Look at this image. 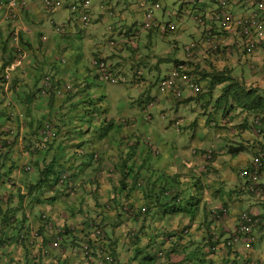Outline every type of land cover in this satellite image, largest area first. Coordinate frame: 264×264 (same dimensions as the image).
Segmentation results:
<instances>
[{
	"label": "trees",
	"instance_id": "16d2710c",
	"mask_svg": "<svg viewBox=\"0 0 264 264\" xmlns=\"http://www.w3.org/2000/svg\"><path fill=\"white\" fill-rule=\"evenodd\" d=\"M212 1L220 6L210 10L212 20L206 17L200 25L204 26L202 41L211 39L212 45L208 46L209 43L206 45L205 42L203 46L196 44V48H191V44H188L185 46L186 55L188 49L194 54L197 52L191 60L187 56L185 59L171 60L163 55L150 71L166 62L172 63L169 71L183 66L182 73L190 77L198 91L180 103L186 104L193 99L201 106L203 117L200 116L201 120L195 118L179 122L176 128L178 135L190 132L192 138H198L195 132L199 126H203L204 138L197 153L201 163L204 162L202 154H210L208 161L211 163H204L212 166L225 152V156L230 158L229 162H239L236 168L230 169L231 175L244 172L245 175H242L253 186L242 189L239 195L243 192L250 194V197H263L264 84L254 82L257 81L254 73L263 71L264 65L258 71L251 64L252 73L245 72L244 67L248 68L247 64L258 53L264 52V8L259 6L264 0H253L252 3L249 0ZM80 2L78 7L81 8L86 0ZM227 3L239 7L248 5L252 7L250 15L258 11L262 20L260 28L248 29L249 34L244 33L241 26L234 27L232 46L225 45L224 41L220 43L219 36H229V27L234 26L235 20L250 18V15L236 17L223 6ZM74 4L77 2L71 6ZM25 8L26 4L21 8L22 13ZM110 12L113 13V10ZM224 12L232 15L233 25L222 24L221 17L216 19ZM108 29L113 32L118 30L116 25ZM152 30L160 31L152 27L148 34ZM122 34L116 33L110 39V54L113 53L118 59L117 56H124L122 51L126 55L140 53L141 45H131V39H122ZM26 35L19 27L0 28V264H59L57 254L62 253L66 256L75 254L86 264H260L251 253L250 256H242L228 245L234 232L229 230L226 219L225 223L208 222V215L214 207L209 208L210 202L205 199L207 193H213L218 183H224L219 168L213 169V176L207 180L208 186L201 178L182 185L179 183L182 176L179 170L176 173L150 174L143 172L142 167L135 168L136 162L130 164L133 145L125 149L126 144L122 145L121 142L115 145L118 154H109L111 159L107 158V162L100 160L93 153V148L87 146L91 142L89 139L77 140V130L72 127L68 113L63 111L70 101V106L78 110L73 118H79L78 105L85 103V96L80 97L82 101L79 103L74 102L77 96L65 95L64 92L59 95L56 89L64 88L62 81L58 80L59 77L52 80L46 75L49 89L46 95L49 97L43 101L40 69L34 63L38 60V54L34 56V62L29 60L25 68L12 73L13 80L8 82L6 90V68L16 61L20 53L13 37H17L20 48L26 50L31 45ZM249 43L255 45L254 52L248 50ZM128 46L130 49H127ZM102 54L99 52L97 55L100 57ZM201 58L206 67L201 66ZM57 59L69 60L65 57ZM141 63L136 65L135 70L133 67L130 70H134V76L140 75L141 80L149 84V68ZM207 94L209 98L203 99ZM57 95L60 98L58 101ZM85 100L91 102L90 98ZM45 102L57 109V115L49 116L47 113L40 119L34 110L37 111L38 106ZM147 105L161 110L154 105L150 95ZM162 118L166 117L163 115ZM101 125L109 130L105 140L112 143L110 135L117 133L116 125L111 120H104ZM121 133L123 141H131L133 132ZM64 138L68 139L65 143ZM217 141L222 144L218 150L213 147ZM19 142L24 144V152L30 158L29 166L35 168L37 177L32 182H24L22 185L26 187L18 188L14 193L18 182L28 180L24 167L18 163L13 151ZM223 143L229 150L222 151ZM67 144L71 145L73 153L65 159L67 152L64 148ZM36 147L37 157L33 153ZM215 147L218 145L215 144ZM121 148L124 153H121ZM154 152L158 153L159 150L156 148ZM240 160L245 165H241ZM200 170V164H193L192 171H197L201 176L203 172ZM142 180L147 183H140ZM218 190L216 188L214 193ZM227 193L228 196L232 194L231 191ZM8 194L9 198L5 200ZM218 200L228 205L231 197H218ZM57 205L66 208H57ZM55 207L56 212L53 211ZM228 213L232 214V209ZM243 213V209L238 210V217ZM65 214L70 216L69 220L65 219ZM30 216L34 217V223H30ZM201 218H204V224L200 222ZM221 219L224 220V217ZM260 221L264 223V216H260ZM240 233L243 232L240 230ZM44 259L46 262H43Z\"/></svg>",
	"mask_w": 264,
	"mask_h": 264
},
{
	"label": "rangeland",
	"instance_id": "374dc122",
	"mask_svg": "<svg viewBox=\"0 0 264 264\" xmlns=\"http://www.w3.org/2000/svg\"><path fill=\"white\" fill-rule=\"evenodd\" d=\"M24 1L27 6L33 5V8H35L33 11L36 13L34 17L36 23L27 22V27L35 31L34 37L30 38V40L38 41L35 33L38 30H43L45 33L43 35L47 38L43 42L47 41L50 43V47L55 48L50 49V52H53L47 54L49 61H47L46 55H42L40 52H38V60L36 62L33 61L36 67L40 69V87L43 101L49 97L44 94L45 91L49 90L47 88L48 82L46 79L48 77L46 75L52 77V80H54V77H61L63 85L67 83L76 85L81 78L84 83L90 86L87 97H83L85 103L80 104V106L78 105V109L80 110L79 118H73L78 110L69 106L70 104L63 109L65 113H68L67 117L71 119L72 127L77 130V140L89 139L91 142L87 146L93 148V153L97 154L100 160L107 162V158L108 160L111 159L109 158V153L116 151L115 154L113 153V156L118 154L115 145H119L122 142V145L126 144L125 149H127L133 143L130 140H128L130 143L123 141L121 132H133L135 135L133 140L137 141L141 138L140 145L143 147L141 148L138 145L131 147L133 155L130 164L136 162L135 168L142 167L143 172H149L150 174L152 172L158 174L159 172H175L179 170L182 173L181 179L184 185H188L192 179L194 181H196V178L202 179V176L197 171H192L194 157L189 147L193 144V141H191L193 134L188 132L185 135H178L177 130L170 124V119L174 117L183 118L185 121L195 120V118L201 120L200 116L203 117L201 115V106L193 99L186 104L183 103L181 105L182 110L179 111H176V109H168L166 111V108L162 111L152 108V105L148 106L149 95L153 98V90L158 89L161 79L169 74L170 71L168 69L172 67V63H161L160 66L151 71L150 68L156 66L159 62V57L163 55L172 58L171 60L185 59V46L188 44L200 41L203 46L202 31L204 30V26L198 24L195 14L208 15L213 7H219L220 4L212 0H121L123 5H125L124 7L127 6L128 9L124 14H121V18L123 16L124 20L122 22L124 24L123 27L113 32L108 29L110 26H113L111 17L105 15L106 19H99L104 16L103 12L97 8L100 0H91L88 9L93 20L92 23L94 22L91 27L92 23L85 26L80 20L79 15L74 14L70 9V5L75 2H77L75 5H81L80 0H60L64 6L57 10H47V4L43 0ZM123 5L119 9L120 11L123 9ZM223 6L236 17H248L252 10V7L248 5L239 7L227 3L223 4ZM90 10H92V13ZM146 11L153 12L154 18L162 23H175L177 30L167 36L161 35L160 31L156 30H152L150 34H147L148 31L143 28L144 13ZM262 12L264 11L262 10ZM99 13L101 16H99ZM13 20L9 19L8 21L12 22ZM17 22L19 21H13V25H17ZM119 32L123 33L121 35L122 39H131V45L134 46L135 41L141 44V51L138 55L144 60L141 65L145 63V65L147 64L146 68H149L147 70V78L150 80L149 89L139 87L130 81L132 79L130 71L124 73V79L118 84L105 82L96 77L98 66L94 62L95 55H93V52H97L96 46L106 44L104 50L110 54V39ZM136 34L138 35L136 36ZM27 35L25 36L26 38H28ZM124 36L126 38H123ZM40 38L42 39V35ZM132 39L134 40L132 41ZM226 42L231 43L228 40ZM203 48L205 50V46ZM30 53L31 50L27 52L29 56L28 60L31 59ZM61 53L62 56H60ZM59 57H65L69 60L57 59ZM201 66H207L204 60H202ZM245 69H248L246 66L244 67V71L249 72V69ZM254 74L257 76V81L254 82L258 85L264 84V76L261 73ZM32 75H34V70L32 71ZM189 95L190 92H186L184 99L188 98ZM56 97L57 101L60 100L58 95ZM161 97H163L162 104L165 106L167 100L164 98V95H161ZM87 98L91 99L90 103L85 100ZM208 98L209 94L205 95L203 99ZM153 99L154 105L161 108L159 99ZM39 100L42 101L41 98ZM77 101L80 103L82 100L78 97L74 102ZM34 111L36 112V117L40 119H42L43 115L46 116L47 113L49 116L57 115V109L47 105L46 102L41 103L37 111ZM163 112L166 114L165 119L162 118ZM104 120H111L118 130L117 133L114 132L110 135L112 143L109 145L105 140V137L109 134V130L101 125V122ZM203 129V126H199L195 132L199 138V143L204 138L205 131ZM220 145L222 146V144ZM223 146V152L229 150L226 149L225 143H223ZM234 146L237 147V145ZM153 147L157 148L159 152H153L151 150ZM120 150L121 153H124L122 148ZM64 151L67 152L65 159L73 153L70 144H67ZM223 155H225V152ZM21 161L24 163L25 159L23 158ZM96 161L98 160L96 159ZM227 164L230 169H233L239 165V162L235 161L230 165L229 163ZM240 164L245 165V162L240 160ZM227 170L228 168H225V172ZM140 177L142 176L140 175ZM203 180H206V177H203ZM216 188L223 193L224 199L229 198L225 183H218ZM261 243L264 244V240Z\"/></svg>",
	"mask_w": 264,
	"mask_h": 264
},
{
	"label": "clouds",
	"instance_id": "9594fccd",
	"mask_svg": "<svg viewBox=\"0 0 264 264\" xmlns=\"http://www.w3.org/2000/svg\"><path fill=\"white\" fill-rule=\"evenodd\" d=\"M0 1H1L0 2V11L2 13L3 19L6 22H8L9 19L5 18V9L1 5V3L4 0H0ZM43 1L45 2L46 0H43ZM143 1H146V0H143ZM57 2H58V4L55 5L54 8H49V9L47 8V10H57V9H60L64 6V4L60 0H57ZM25 4H26V2H25ZM90 4H91V0H89V7H90ZM71 5H70V9L73 13H75L72 9L73 6H71ZM111 13L112 12H109V14L111 16H116L117 12L113 10V14H111ZM145 13H144V20H145ZM21 14H23V13L20 10L18 17L15 18L13 21H19V17L21 16ZM78 15L80 16L79 13H78ZM80 20L83 22V20L81 19V16H80ZM156 20H157V22L162 23L158 19H156ZM92 21L93 20H91V22L89 24H91ZM93 23L90 25V27L93 25ZM173 24H175V23H173ZM14 27L18 28V26H14ZM120 28H122V26L118 25L117 29H120ZM143 28H144V25H143ZM19 29L25 33L24 29H21V28H19ZM144 30H146V29H144ZM176 30H177V28H176ZM146 31H149V29ZM166 34L168 35L170 33H166ZM164 35L165 34H163V36ZM221 38L225 42V45H231L232 46L234 43L233 36H227L226 38H224V37H221ZM227 40L230 41L231 43L226 42ZM42 41H45L44 35H42ZM202 42H203V44H205V41H202ZM139 44H140L139 42H137V43H136V41L134 42V45H139ZM192 44H201V43L193 42ZM16 48L19 49V51H20V53L18 54V58L10 66H8L6 68V71H5L6 72V81H7L6 90L9 87L8 82L13 80L12 79V76H13L12 73L16 69L25 68L26 63L30 62L28 60L29 56L27 55V52L29 50H32V49H29L26 47V50H24L23 48H20V40L19 39L16 42ZM106 52L107 51H104L103 54ZM97 54L98 53H96V55H95L94 62L98 66V69H96V77L99 80L118 84V83H121V81L124 79V73L127 71H130L132 74V79H130V81H132L133 83H135L139 87L149 89L150 83L149 84L147 82L144 83L141 80L140 75H137V76L133 75L134 70L137 68L136 65L138 64V66H139V64L141 63V58L138 55L139 53L138 54L135 53V55L134 54H131V55L127 54V56H125V57L117 56L118 59L114 57L113 53L111 55H101L100 57ZM93 55H94V53H93ZM108 61H109V63H108ZM102 64H104V67H102ZM132 67L134 69L133 71L130 70V69H132ZM262 69H263V71H261L260 73L263 75L264 67H262ZM169 74H170V72H169ZM168 75H166L165 77H167ZM163 79H161V81L159 82L158 89L153 90L154 91L153 98L159 99V105L161 107V110H163V111L165 110V108H166V111L168 109H176V111L182 110L181 105L183 103H180V102L184 100V94L186 92H190L189 97H192L194 94L193 89L189 85L182 84L181 82H179L181 85L180 88L182 90V94H181V96H177L175 94V92H173L172 90H162L161 83H162ZM58 80L62 81V78L59 77ZM89 88H90V86L87 85L86 83H84L83 80L80 78V81L78 82V84L72 85L71 83H67L64 85L63 89H56V90L58 91L57 93L59 95L63 94V92H64L65 95L69 94L70 96H77V98H78L81 96L87 97V92H88ZM47 91H45L44 94H48ZM161 95H164V98L167 100L165 106L162 104V98L163 97H161ZM69 104H70V101H69V103H67V105H69ZM178 106H179V108H177ZM163 115L166 117L165 113ZM182 120H183V118L174 117V118L170 119V121L174 122V124L172 125L171 122H170V124L172 125L173 128L176 129L179 122L181 123ZM184 121L185 120H183V122ZM53 130L55 131L54 126H53ZM45 131H44V133H45ZM34 132H35V130L32 133H34ZM56 132H57V128H56ZM57 137L59 138L62 136H57ZM134 138H135V135L133 134V137L131 139V142H133V143L130 144V146H132V145L137 146L138 145L139 147H141V145H140L141 138H140V140H137V141H134L133 140ZM21 140H22V138H21ZM61 140L62 139H59V141H61ZM63 140H64L63 143H65L68 139L64 138ZM191 141H193V144L191 147H189V149H190V152H192L193 157H194V161L192 163V166H193V164H200L201 165L200 172H203V174L201 176L206 177V180H203V177H202V182L204 184L206 183L208 186L209 184H208L207 180L213 176V173H214L213 169L216 168V162L219 159L215 160V162L213 163L212 166L208 165V163H204V162H210L211 163V161H208V160H210V157H211L210 154H208V153L201 155V158L204 160L203 163H201L202 161L200 159L196 160V158L198 156V154H197L198 148L200 145L199 138H192L191 137ZM109 144H111V142L108 143V145ZM215 144H217L218 147H215ZM215 144L213 147L216 150L220 149L219 146H221L220 145L221 141H217V142H215ZM37 148L38 147L33 148V150H34L33 153L36 157L39 156L37 151H36ZM141 148H143V147H141ZM155 149H156L155 147L151 148V150L153 152ZM13 151L15 152V158L17 159L18 163L24 167V171H26V176H27L26 179H28V180H25L23 182L21 181V182L17 183V185L15 186V189H14V192H16V191H18V188L26 187V186L22 185V184H24V182H29L30 180L32 182L33 178L37 177V173L35 172L34 167L31 168L29 166L30 158L28 157V153L24 152V144L19 142L18 146L15 147L13 149ZM109 154H113V153H109ZM23 158L25 159L24 163H22V161H21ZM228 159H229L228 155H226V156L224 155L222 158H220V160L224 161L225 163H227ZM235 161H238V160H234L233 162H235ZM226 172H229L231 174L229 167H228V170ZM242 174H244V172L240 173V174L234 173V175H236L235 177H238L239 180H235L234 175H232L231 179H229L228 177L226 179V182H228V183L230 180H232L230 185H226L227 191L232 192L231 196H228V197H231V199H232V196L234 194L240 192L239 189L246 190V189L251 187V184H249L246 181L245 177ZM253 178L257 179L258 177H253ZM140 183H147V182L145 180H142V181H140ZM179 183L183 185L181 178L179 179ZM180 184H177V186ZM251 188H253V186ZM23 192H24V189H23ZM168 192H170V191H168ZM207 194L208 195L205 199H206V201L210 202V205H208V206H210L209 208L214 207L213 211L208 215V222L212 221V223H214V224L215 223H225V219H226L227 222L229 223V226H230L229 230L234 232L230 236V241H229L228 245L230 247H233L236 250H238V252L240 254H242V256H250V253H251L252 256L255 258V260H258L260 262V264H264V244L261 243V241L264 240V223H261V221H260V216H264V206L258 205L257 203H252V204L248 203L244 208H242L244 210V213L242 215H240L239 217L237 216V219L235 220L234 217L232 216V214L228 213V210L232 209V211L237 213V211L241 210V209L235 210L234 204L232 203V201L230 202V200H229L230 204H228V205H225L224 203L219 202L218 197L223 199V195H222L223 193H221V191H219V190L216 193H214V191H213V193L211 191H209ZM7 198H9V194L6 196L5 200H7ZM261 198L264 199V196ZM206 201H204V203ZM221 217H224V220H222ZM200 222L204 224V218H201ZM240 230L243 232L242 234L240 233ZM239 235H241V237Z\"/></svg>",
	"mask_w": 264,
	"mask_h": 264
},
{
	"label": "crops",
	"instance_id": "0c3cea01",
	"mask_svg": "<svg viewBox=\"0 0 264 264\" xmlns=\"http://www.w3.org/2000/svg\"><path fill=\"white\" fill-rule=\"evenodd\" d=\"M123 5V3H122V1L121 0H100V4H99V6L97 7L99 10H101L102 12H103V14H104V16H102L101 18H99L100 20L102 19H106L105 18V15L106 16H109V17H111L112 18V22H113V25H116L117 27H118V25L119 26H122L123 27V23L122 22H124V20H123V16H122V18H121V14H124V12L128 9V7L126 6V7H124L125 5H123V9L120 11L119 9H120V7ZM105 7V8H104ZM33 9H35V8H33V5L32 6H27L26 5V8H25V10H24V12H23V14H21V18L19 19V22H17V25H13L14 23L13 22H6L4 19H3V16H2V13H1V11H0V28L1 29H3V28H7L8 26H11V27H14V26H18L19 28H21V29H24L25 30V34H28L27 35V40L29 41V43L31 44V45H28L27 46V48H29V49H32L31 50V54H30V56H31V59H30V61L32 62L34 59H35V55L36 54H38V52H40L42 55H46V57H47V54L48 53H51L50 52V49H55V48H53V47H50L51 45H50V43H48L47 41V43L46 42H43L42 41V39L40 38L39 39V37L41 36V35H43V34H45L44 32H43V30H38V31H36V38H38V41H35V40H30V38H33L34 37V30H32V29H29L28 27H27V22L28 21H31V22H34V23H36V20H35V16H36V13H35V11H33ZM111 10H114V11H116L117 13H118V16H117V13H116V16H111L110 14H109V12L111 11ZM91 11V13H92V10H90ZM34 13H35V15H34ZM99 16H101V14L99 13ZM114 20V21H113ZM46 31H47V29H46ZM38 32H40V33H38ZM37 34H40V36H37ZM33 35V36H32ZM137 35V34H136ZM45 37V36H44ZM45 40H47V38L45 37ZM129 48V46L127 47V49ZM95 49H97V52H93L94 54H96V53H99V52H101V51H106V50H104V47L102 46V44H99V45H97L96 46V48ZM49 50V51H48ZM1 53V52H0ZM122 53V56H123V54H124V56L123 57H125V56H127L126 55V52H121ZM259 55L256 57V58H254V59H252L247 65H248V68H249V72H250V65L251 64H253V66H255L256 68H258V71H259V69L262 67L261 65H263L264 64V52H260V53H258ZM102 55H111V54H109L108 53V51L106 52V53H104V54H102ZM39 56V55H38ZM38 58V57H37ZM203 60V58H201V61ZM30 63V62H29ZM258 71H256V72H258ZM22 155V154H21ZM230 159V158H229ZM229 159H228V162L227 163H229V165L231 164V163H233V161L234 160H231L230 162H229ZM224 161H222V160H218L217 162H216V168H219V170H220V172H221V174H222V177H223V181L222 182H224L226 185H230V181H229V183L228 182H226V179H227V177L229 178V179H231V177H232V175L229 173V172H225V168H228L229 166H228V164L227 163H225ZM224 164V165H223ZM263 177H264V172H263ZM235 180H237L238 179V177H235L234 178ZM7 188V187H6ZM216 190V187H215V189H214V191ZM14 191V190H13ZM12 191V192H13ZM16 191V190H15ZM239 191H242V189H239ZM15 193V192H14ZM240 193H236V194H234L233 196H232V199H231V201H232V203L234 204V208H235V210H238V209H242V208H244L248 203H257L258 205H262V206H264V199H262L261 197H250L251 195L250 194H247V193H243L242 192V194L241 195H239ZM44 208H46V207H50L51 208V206H43ZM42 207V208H43ZM57 208H66V206H60V205H57ZM56 207L54 208V212H56V209H57ZM232 216L234 217V219L236 220L237 219V216H238V214L236 213V212H234V211H232ZM64 217H65V219H67V220H69L70 219V216H67L66 214L64 215ZM29 221H30V223H34V221H35V219H34V217H32V216H30L29 217ZM81 223V222H80ZM57 256H58V260H59V264H86V263H83V262H81V260H80V258L79 257H77L75 254H70V255H67L66 256V254H64V253H62V254H57ZM43 262H46V259H44L43 260Z\"/></svg>",
	"mask_w": 264,
	"mask_h": 264
},
{
	"label": "built area",
	"instance_id": "2783aa9c",
	"mask_svg": "<svg viewBox=\"0 0 264 264\" xmlns=\"http://www.w3.org/2000/svg\"><path fill=\"white\" fill-rule=\"evenodd\" d=\"M257 1V0H255ZM249 3L254 2L253 0H249ZM45 3L47 4V8H54L55 5L58 4L57 0H46ZM2 7H4L5 9V18L6 19H15L18 17L19 12L21 10L22 7H24L25 2L23 0H4L1 3ZM259 6L263 9L264 8V2H260ZM74 12H78L81 16V19L83 20V23L85 24H89L92 20L88 9H89V0H86V2L84 3V5L82 6V8H79L78 6L74 5L72 7ZM113 14V13H111ZM212 15H210V13L204 17L199 16L197 14H195V19L198 22V24H203V21L206 17H208L210 20H212L213 18L211 17ZM220 17L222 18L220 21L222 24H225L226 26H228V24H232V15L228 14V13H223L222 16H218L216 19H220ZM261 16L259 15L258 11L251 14L250 18H246V19H242V20H235L234 22V26H232L231 28L229 27V32L227 33L229 36H232L233 34V29H235L236 27L241 26L242 30L244 33L249 34V28H260L261 24H262V20L260 18ZM215 19V18H214ZM144 29L148 30L152 27L154 28H159L160 32L162 34H166V33H171L176 31V25L173 24L172 22L169 23H159L157 22V20L154 18L153 12L151 11H147L145 13V20H144ZM233 25V24H232ZM235 27V28H234ZM263 28V27H262ZM262 32V31H259ZM263 34H261L262 36ZM217 37L219 35H216ZM221 36H219V42L221 43V41H223L222 38H220ZM14 41H18L17 37H13ZM206 45L208 44V46H210V44L212 43L211 39H208L205 41ZM217 41H215L214 43H216ZM250 42V41H248ZM212 45V44H211ZM191 48H196V44H191L190 46ZM248 50L250 52H254L255 51V45H253L252 43H249L247 46ZM197 53V52H196ZM195 53V54H196ZM194 52H192L191 50L188 49L187 51V59L191 60L193 57H195V54L193 56ZM102 67H104V64H102ZM181 69H183V66L178 67V69L176 68L175 70H171L170 74L165 77L161 83V87L162 90H172L173 92H175V94L177 96H181L182 94V90H181V85L179 82H181L182 84H187L189 85L194 92L198 91V88L195 84L191 83V79L188 75L182 73ZM179 83V84H178Z\"/></svg>",
	"mask_w": 264,
	"mask_h": 264
}]
</instances>
